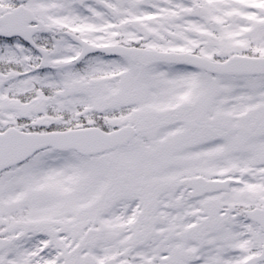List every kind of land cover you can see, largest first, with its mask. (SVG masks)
Returning <instances> with one entry per match:
<instances>
[{
	"label": "snow or ice",
	"instance_id": "snow-or-ice-1",
	"mask_svg": "<svg viewBox=\"0 0 264 264\" xmlns=\"http://www.w3.org/2000/svg\"><path fill=\"white\" fill-rule=\"evenodd\" d=\"M0 264H264V0H0Z\"/></svg>",
	"mask_w": 264,
	"mask_h": 264
}]
</instances>
